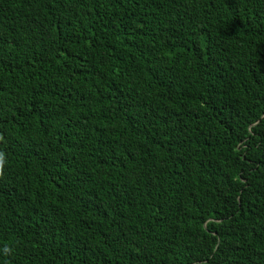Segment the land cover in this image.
<instances>
[{
  "label": "trees",
  "instance_id": "1",
  "mask_svg": "<svg viewBox=\"0 0 264 264\" xmlns=\"http://www.w3.org/2000/svg\"><path fill=\"white\" fill-rule=\"evenodd\" d=\"M0 151V264H264V0H0Z\"/></svg>",
  "mask_w": 264,
  "mask_h": 264
},
{
  "label": "clouds",
  "instance_id": "2",
  "mask_svg": "<svg viewBox=\"0 0 264 264\" xmlns=\"http://www.w3.org/2000/svg\"><path fill=\"white\" fill-rule=\"evenodd\" d=\"M5 163H6V154L3 151H0V175H2V173H3V167H4ZM11 252H12V249L9 247H5L3 249V255L4 256L10 255Z\"/></svg>",
  "mask_w": 264,
  "mask_h": 264
}]
</instances>
